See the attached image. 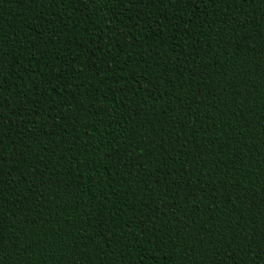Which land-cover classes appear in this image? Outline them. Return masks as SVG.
<instances>
[{
  "label": "trees",
  "instance_id": "obj_1",
  "mask_svg": "<svg viewBox=\"0 0 264 264\" xmlns=\"http://www.w3.org/2000/svg\"><path fill=\"white\" fill-rule=\"evenodd\" d=\"M0 264H264V0H0Z\"/></svg>",
  "mask_w": 264,
  "mask_h": 264
}]
</instances>
